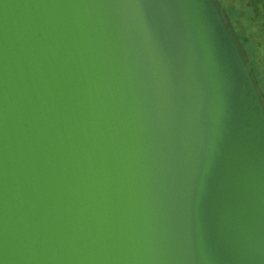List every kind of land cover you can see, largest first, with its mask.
Listing matches in <instances>:
<instances>
[{"label": "water", "instance_id": "95a60500", "mask_svg": "<svg viewBox=\"0 0 264 264\" xmlns=\"http://www.w3.org/2000/svg\"><path fill=\"white\" fill-rule=\"evenodd\" d=\"M0 264H264V98L216 0H0Z\"/></svg>", "mask_w": 264, "mask_h": 264}, {"label": "rangeland", "instance_id": "374dc122", "mask_svg": "<svg viewBox=\"0 0 264 264\" xmlns=\"http://www.w3.org/2000/svg\"><path fill=\"white\" fill-rule=\"evenodd\" d=\"M229 19L264 98V0H216Z\"/></svg>", "mask_w": 264, "mask_h": 264}, {"label": "trees", "instance_id": "16d2710c", "mask_svg": "<svg viewBox=\"0 0 264 264\" xmlns=\"http://www.w3.org/2000/svg\"><path fill=\"white\" fill-rule=\"evenodd\" d=\"M218 3V2H217ZM225 13V12H224ZM228 18V17H227ZM230 22V21H229Z\"/></svg>", "mask_w": 264, "mask_h": 264}]
</instances>
